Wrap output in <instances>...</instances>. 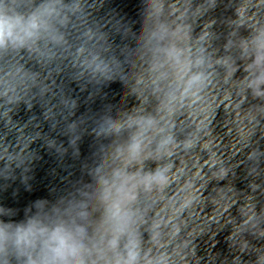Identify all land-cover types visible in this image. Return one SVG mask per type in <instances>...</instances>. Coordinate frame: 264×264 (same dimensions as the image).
Instances as JSON below:
<instances>
[{
	"label": "clouds",
	"instance_id": "1",
	"mask_svg": "<svg viewBox=\"0 0 264 264\" xmlns=\"http://www.w3.org/2000/svg\"><path fill=\"white\" fill-rule=\"evenodd\" d=\"M129 3L117 27L93 0H0V180L26 181L55 160L52 138L80 165L67 185L57 176L59 194L33 193L21 211L0 203V264H176L189 243L215 236L219 250L234 235L225 226L242 211L223 191L226 151L243 149L255 187L264 183V121L214 91L174 4L141 16ZM246 7L249 87L264 100V0Z\"/></svg>",
	"mask_w": 264,
	"mask_h": 264
}]
</instances>
